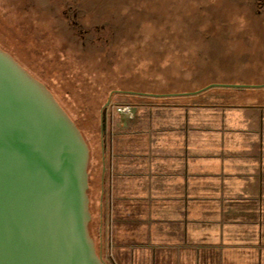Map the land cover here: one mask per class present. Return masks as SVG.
Instances as JSON below:
<instances>
[{
    "label": "rangeland",
    "instance_id": "rangeland-1",
    "mask_svg": "<svg viewBox=\"0 0 264 264\" xmlns=\"http://www.w3.org/2000/svg\"><path fill=\"white\" fill-rule=\"evenodd\" d=\"M208 2L0 0V51L43 87L87 146L93 243L104 223L101 149L109 147V115L119 118L111 106L188 95L204 101L223 86L264 96V29L251 42L227 23L226 35L220 20L230 23L240 13L228 0L205 10ZM104 247L98 254L95 243L110 264Z\"/></svg>",
    "mask_w": 264,
    "mask_h": 264
},
{
    "label": "crops",
    "instance_id": "crops-1",
    "mask_svg": "<svg viewBox=\"0 0 264 264\" xmlns=\"http://www.w3.org/2000/svg\"><path fill=\"white\" fill-rule=\"evenodd\" d=\"M215 89L109 115L94 240L110 264H264V96Z\"/></svg>",
    "mask_w": 264,
    "mask_h": 264
},
{
    "label": "water",
    "instance_id": "water-1",
    "mask_svg": "<svg viewBox=\"0 0 264 264\" xmlns=\"http://www.w3.org/2000/svg\"><path fill=\"white\" fill-rule=\"evenodd\" d=\"M88 159L51 96L0 51V264H104L87 230Z\"/></svg>",
    "mask_w": 264,
    "mask_h": 264
},
{
    "label": "flooded vegetation",
    "instance_id": "flooded-vegetation-1",
    "mask_svg": "<svg viewBox=\"0 0 264 264\" xmlns=\"http://www.w3.org/2000/svg\"><path fill=\"white\" fill-rule=\"evenodd\" d=\"M225 1V0H224ZM226 5H228V8L232 10H237L240 15L236 17V20L229 22H226V20L221 19L220 25L223 30V33L227 35V23L231 24V28L236 29V36H244V33L246 36L245 39L250 40L251 42H254L257 37L256 32L257 29L262 28L264 29V0H228ZM221 4L222 6V0H209L207 4L204 5V9L208 10L210 8H215L217 5ZM209 22L212 24L213 22ZM232 35V34H231ZM248 51H253V48L248 49ZM223 88H226L223 86ZM244 88V87H242Z\"/></svg>",
    "mask_w": 264,
    "mask_h": 264
},
{
    "label": "built area",
    "instance_id": "built-area-1",
    "mask_svg": "<svg viewBox=\"0 0 264 264\" xmlns=\"http://www.w3.org/2000/svg\"><path fill=\"white\" fill-rule=\"evenodd\" d=\"M123 123H130L134 120L136 115L135 108L133 107H110ZM108 257L112 259V254L108 251Z\"/></svg>",
    "mask_w": 264,
    "mask_h": 264
},
{
    "label": "trees",
    "instance_id": "trees-1",
    "mask_svg": "<svg viewBox=\"0 0 264 264\" xmlns=\"http://www.w3.org/2000/svg\"><path fill=\"white\" fill-rule=\"evenodd\" d=\"M30 76V75H29ZM33 78V77H32Z\"/></svg>",
    "mask_w": 264,
    "mask_h": 264
}]
</instances>
